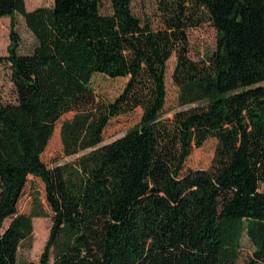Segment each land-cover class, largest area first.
<instances>
[{
  "label": "trees",
  "instance_id": "1",
  "mask_svg": "<svg viewBox=\"0 0 264 264\" xmlns=\"http://www.w3.org/2000/svg\"><path fill=\"white\" fill-rule=\"evenodd\" d=\"M53 0L27 10L0 0L14 101L0 103V264H16L36 199L19 202L28 178L43 185L51 225L39 261L26 264H264V0H161L159 28L141 22L132 0ZM35 39L20 54L15 16ZM209 21L211 55L188 56L187 31ZM181 107L163 116L165 70ZM95 74L127 78L112 101L97 100ZM139 121L101 145L111 120ZM72 164L48 168L41 155L56 123ZM214 140L205 169L185 164ZM8 225L3 228V223ZM250 249L243 246V239Z\"/></svg>",
  "mask_w": 264,
  "mask_h": 264
},
{
  "label": "rangeland",
  "instance_id": "2",
  "mask_svg": "<svg viewBox=\"0 0 264 264\" xmlns=\"http://www.w3.org/2000/svg\"><path fill=\"white\" fill-rule=\"evenodd\" d=\"M160 2L161 0H132L130 8L134 16L141 22L148 23L155 29L161 26L160 12L158 10ZM24 3L26 9L29 11L39 7L51 8L53 6V0H24ZM100 12L103 14L110 13L107 0H103ZM15 23V29L20 38L18 51L20 54H28L35 45V39L19 15L15 16ZM9 24L10 19L8 17L0 18V56L6 55V49L9 44ZM187 37L188 56L194 61L205 59L215 50L216 31L207 20L203 21L198 27L189 29L187 31ZM175 60V56L172 55L166 63L164 117H170L175 111L181 109L177 102L178 89L171 79ZM126 82L127 78H109L101 74H95L91 78L90 86L97 100L112 102L121 93ZM13 101L14 90L10 81L9 65L0 63V103ZM140 113V109H135L131 113L119 115L111 120L104 130L101 145L111 143L123 136L127 130L139 121ZM70 117L71 113H68L56 123L54 132L41 155L43 163L48 168H53L57 165L72 164L82 155V153H79L72 156H65L62 149L59 129L61 123ZM214 146L215 141L210 139L203 146L194 148L186 161V168L192 170L207 168L213 157ZM260 191L264 193V184L260 186ZM33 199L40 202L44 217L32 219L33 231L31 237L21 243L17 252L16 264H26L28 262L37 263L39 261L51 225L50 213L43 200V185L39 180L29 177L27 187L19 202V212L28 213L33 205ZM8 222L6 220L3 223V228L8 225ZM242 243L246 249H250V244L245 238ZM238 264H252L250 254L242 251Z\"/></svg>",
  "mask_w": 264,
  "mask_h": 264
},
{
  "label": "bare ground",
  "instance_id": "3",
  "mask_svg": "<svg viewBox=\"0 0 264 264\" xmlns=\"http://www.w3.org/2000/svg\"><path fill=\"white\" fill-rule=\"evenodd\" d=\"M34 233H35V231H34Z\"/></svg>",
  "mask_w": 264,
  "mask_h": 264
}]
</instances>
